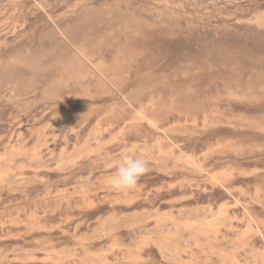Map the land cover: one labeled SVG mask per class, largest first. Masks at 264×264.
I'll list each match as a JSON object with an SVG mask.
<instances>
[{
	"label": "rangeland",
	"instance_id": "374dc122",
	"mask_svg": "<svg viewBox=\"0 0 264 264\" xmlns=\"http://www.w3.org/2000/svg\"><path fill=\"white\" fill-rule=\"evenodd\" d=\"M0 264H264V0H0Z\"/></svg>",
	"mask_w": 264,
	"mask_h": 264
},
{
	"label": "clouds",
	"instance_id": "9594fccd",
	"mask_svg": "<svg viewBox=\"0 0 264 264\" xmlns=\"http://www.w3.org/2000/svg\"><path fill=\"white\" fill-rule=\"evenodd\" d=\"M149 162L139 156L125 154L121 157L115 173L109 178V187L115 192L134 190L147 171Z\"/></svg>",
	"mask_w": 264,
	"mask_h": 264
}]
</instances>
